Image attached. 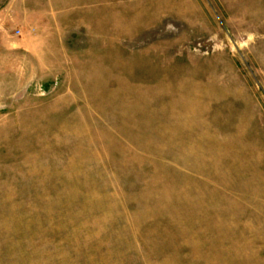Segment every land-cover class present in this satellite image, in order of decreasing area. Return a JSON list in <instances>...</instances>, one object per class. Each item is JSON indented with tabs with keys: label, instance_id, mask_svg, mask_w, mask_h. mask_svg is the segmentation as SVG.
<instances>
[{
	"label": "rangeland",
	"instance_id": "374dc122",
	"mask_svg": "<svg viewBox=\"0 0 264 264\" xmlns=\"http://www.w3.org/2000/svg\"><path fill=\"white\" fill-rule=\"evenodd\" d=\"M0 264H264V0H0Z\"/></svg>",
	"mask_w": 264,
	"mask_h": 264
}]
</instances>
